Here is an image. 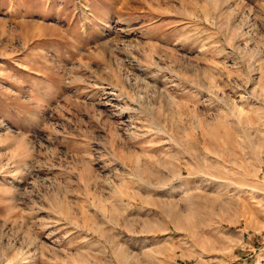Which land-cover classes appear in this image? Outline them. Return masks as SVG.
Returning a JSON list of instances; mask_svg holds the SVG:
<instances>
[{"label":"rangeland","instance_id":"obj_1","mask_svg":"<svg viewBox=\"0 0 264 264\" xmlns=\"http://www.w3.org/2000/svg\"><path fill=\"white\" fill-rule=\"evenodd\" d=\"M0 264H264V0H0Z\"/></svg>","mask_w":264,"mask_h":264}]
</instances>
